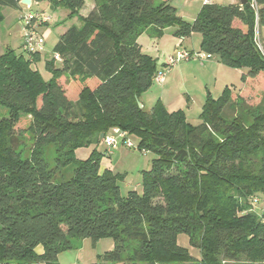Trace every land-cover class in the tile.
Wrapping results in <instances>:
<instances>
[{
    "label": "trees",
    "instance_id": "1",
    "mask_svg": "<svg viewBox=\"0 0 264 264\" xmlns=\"http://www.w3.org/2000/svg\"><path fill=\"white\" fill-rule=\"evenodd\" d=\"M21 1L0 0V23L1 8ZM93 1L84 18L85 0H32L62 6L80 22L46 60L50 80L34 67L42 52L0 55V106L9 115L0 120V264H60L73 240L106 237L114 248L95 264H264V107L229 87L206 100L199 125L160 100L139 107L160 69L138 42L151 28L157 38L169 28L182 40L199 33L200 51L247 70L245 84L264 76V0L206 3L193 22L173 0ZM23 116L31 121L19 132ZM115 128L157 156L142 172L141 192L123 196L121 176L102 170L97 148L76 157ZM180 234L199 258L178 245Z\"/></svg>",
    "mask_w": 264,
    "mask_h": 264
},
{
    "label": "rangeland",
    "instance_id": "2",
    "mask_svg": "<svg viewBox=\"0 0 264 264\" xmlns=\"http://www.w3.org/2000/svg\"><path fill=\"white\" fill-rule=\"evenodd\" d=\"M204 0H173L172 4L180 12L181 18L188 22H192L198 15L202 8ZM220 3L221 5H230L233 0H212ZM91 4L95 5L93 0H88L87 6L81 10L80 15H86L90 9ZM23 9L3 7L1 13L4 16L3 21L0 23V55H2L7 49H12L19 54L26 56L22 46L25 36V24L24 18L29 14H45L48 17V22L38 27V32L44 37L45 43L42 49L43 58L40 62L36 63L34 67L38 69L42 77L48 81L51 78V73L45 69L46 60L50 59L54 47L58 43L60 36L72 26H79L80 22L77 17L70 18V12L68 9L57 6L54 7L46 2L35 3L31 7L24 5ZM264 31V30H263ZM257 38L260 41L261 32L257 31ZM148 34H142L143 43L145 45V52L155 57L159 66V69H163L165 72L164 81L158 82L154 78L150 88L144 92L141 96V100L146 108L150 110L156 102L159 100L164 102H172L173 104L183 100L184 106L182 109L185 111L188 121L192 125H199L201 123L200 115L203 110V106L208 98L218 99L226 87L241 92L243 97L247 100L251 106L261 105L264 107V76H259L256 79L250 80L248 83H242V72L247 70H237L226 67L218 62L217 59L204 60L190 59L179 62L173 67L165 65L167 58L175 56L181 50H187L189 52H199L200 50L192 51V45L198 46V41L201 38L199 33H194L187 37L185 48L183 46L176 49L174 53L173 45L171 41H168L166 46H157L153 43ZM139 36V37H141ZM194 37V38H193ZM264 38V34H263ZM261 36V40L264 46V39ZM145 39V40H144ZM59 62V61H58ZM60 63L57 64L59 66ZM62 83L67 87L71 84V81L62 78ZM73 86L79 89L81 86L79 82H74ZM71 90V89H70ZM76 95V92H75ZM189 101V103H187ZM187 103V104H186ZM179 106V105H177ZM181 108V107H177ZM8 110L0 106V120L8 119ZM31 121L28 116H23L16 129L20 132L27 129ZM130 142L135 146L133 148H127L123 144H119L118 147L111 151L108 155L105 153L104 143L99 146H90L79 148L76 151V157L80 160L88 159L92 152L97 148L102 152L101 156V168L110 169L114 174L121 176L119 186L121 194L126 196L129 191L136 190L142 191V172L148 171L151 168L152 161L157 156L152 152L145 153L137 148L138 138L130 136ZM54 148H47L45 153L49 161L55 155ZM258 211H263V207H256ZM178 245L187 248L191 255L199 258V251L191 244L189 235L180 234L177 237ZM114 242L110 237L99 240L96 244L90 239L85 240H73V249L68 251H62L59 255L60 264H95L99 262L100 256L105 252L113 250Z\"/></svg>",
    "mask_w": 264,
    "mask_h": 264
},
{
    "label": "built area",
    "instance_id": "3",
    "mask_svg": "<svg viewBox=\"0 0 264 264\" xmlns=\"http://www.w3.org/2000/svg\"><path fill=\"white\" fill-rule=\"evenodd\" d=\"M253 7H256L255 0H252ZM48 17L45 14H35L31 13L26 18H24V24L26 27L24 43L22 46L23 51L26 54H34L36 52H42L43 45L45 43L44 37L38 32V27L42 24L48 22ZM259 39L257 38V43L260 45ZM59 60V57H56ZM199 59L201 61L214 59L211 54L199 51V52H189L187 50H181L177 55L167 58L165 65L168 67H173L181 61L190 60V59ZM158 82H163L165 78V72L163 69H160L157 72L155 77ZM130 135L127 132L122 131L119 128L113 129L108 135L104 136V145L107 149V154H110L112 150L116 149L119 144L125 145L127 148H133L135 145L130 142ZM138 148V145H137ZM147 153V151H144ZM256 202H260L259 199ZM264 204V201H263Z\"/></svg>",
    "mask_w": 264,
    "mask_h": 264
},
{
    "label": "crops",
    "instance_id": "4",
    "mask_svg": "<svg viewBox=\"0 0 264 264\" xmlns=\"http://www.w3.org/2000/svg\"><path fill=\"white\" fill-rule=\"evenodd\" d=\"M238 0H233V3L232 4H230V5H234V4H237L238 2H237ZM87 2H88V0H85V8H86V6H87ZM206 3H216V4H218L217 2H214V1H212V0H204L203 1V3H202V5L201 6H203L204 4H206ZM32 5H33V2H32ZM221 5V4H220ZM94 7H93V4H91V7H90V9L87 11V14L86 15H83L84 16V18L86 17V16H88V14L91 12V10L93 9ZM20 9H23V6H21L20 7ZM178 15L180 16L181 14H180V12H178ZM181 17V16H180ZM197 17V16H196ZM196 17H195V19H196ZM194 19V20H195ZM193 20V21H194ZM192 21V22H193ZM264 28L262 29V38H263V34H264ZM174 31H175V29L174 28H169V29H167L166 31H165V34H164V36L163 37H161V38H157L156 36H155V29H149L147 32H145V34H148V33H150V36L151 37H149V35H148V37L149 38H151V40L153 41V43H156V44H158L157 46H160V47H162V46H166L165 44H167L168 43V41H171L172 42V45H173V50H172V52L171 53H174V51H176V49H179L180 48V46L182 47L183 46V48H185V45L184 44H186V42H187V38H185L184 40H182L181 38H178V37H176L175 36V34H174ZM194 38V37H193ZM264 39V38H263ZM145 40V39H144ZM201 41H202V37L199 39V41H198V46H197V48H196V46H194V45H192V51H195L196 49L197 50H201ZM138 42H139V45H141V47H142V50H143V52L144 53H146L145 52V50H147V49H145V45H144V43H143V36H141V37H139V40H138ZM177 47H179V48H177ZM147 54V53H146ZM155 58V57H154ZM153 58V59H154ZM156 59V58H155ZM221 64V63H220ZM245 72H242V75L244 74ZM140 100H141V98H140ZM141 102V104L144 106V104H143V102H142V100L140 101ZM175 101H172V102H164V105L167 107V109L169 110V112H175V111H178V110H183L182 108L183 107H185V105L184 106H181L184 102H183V100H181V101H179V102H177V103H175V104H173ZM187 103H189V101L187 102ZM186 103V104H187ZM177 105H179V106H177ZM145 107V106H144ZM177 107H181V108H177ZM106 149V148H105ZM105 152H106V150H105ZM106 154H107V152H106ZM109 155V154H108ZM103 170V169H102Z\"/></svg>",
    "mask_w": 264,
    "mask_h": 264
},
{
    "label": "water",
    "instance_id": "5",
    "mask_svg": "<svg viewBox=\"0 0 264 264\" xmlns=\"http://www.w3.org/2000/svg\"><path fill=\"white\" fill-rule=\"evenodd\" d=\"M245 1V0H244ZM244 3H246V1L245 2H243V4ZM21 5H24V6H26V7H31L32 6V0H22L21 1ZM139 107H143V105L139 102ZM104 134H102V136H101V139H103L104 138Z\"/></svg>",
    "mask_w": 264,
    "mask_h": 264
}]
</instances>
